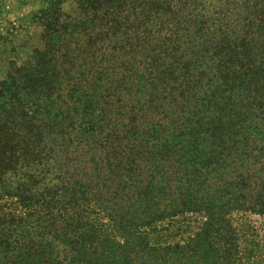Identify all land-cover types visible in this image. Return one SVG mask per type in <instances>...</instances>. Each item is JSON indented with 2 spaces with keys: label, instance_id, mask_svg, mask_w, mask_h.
Wrapping results in <instances>:
<instances>
[{
  "label": "trees",
  "instance_id": "obj_1",
  "mask_svg": "<svg viewBox=\"0 0 264 264\" xmlns=\"http://www.w3.org/2000/svg\"><path fill=\"white\" fill-rule=\"evenodd\" d=\"M65 1L0 81V264L259 260L264 0Z\"/></svg>",
  "mask_w": 264,
  "mask_h": 264
},
{
  "label": "rangeland",
  "instance_id": "obj_2",
  "mask_svg": "<svg viewBox=\"0 0 264 264\" xmlns=\"http://www.w3.org/2000/svg\"><path fill=\"white\" fill-rule=\"evenodd\" d=\"M46 5V0H0V81L8 80L12 65L21 66L31 61L32 50L41 46L42 28L35 16ZM64 5L71 8L73 0H66ZM234 219L244 246L249 251L255 249L257 257H260L255 261L256 256H243L236 264H264L261 219L242 212L237 213ZM254 237L257 243H253Z\"/></svg>",
  "mask_w": 264,
  "mask_h": 264
}]
</instances>
